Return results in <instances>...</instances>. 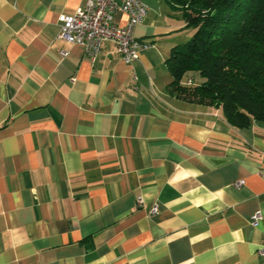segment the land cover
Segmentation results:
<instances>
[{"label": "crops", "instance_id": "1", "mask_svg": "<svg viewBox=\"0 0 264 264\" xmlns=\"http://www.w3.org/2000/svg\"><path fill=\"white\" fill-rule=\"evenodd\" d=\"M86 1L0 0V264H264V119L170 94L193 29L166 0L132 62L58 37Z\"/></svg>", "mask_w": 264, "mask_h": 264}, {"label": "trees", "instance_id": "2", "mask_svg": "<svg viewBox=\"0 0 264 264\" xmlns=\"http://www.w3.org/2000/svg\"><path fill=\"white\" fill-rule=\"evenodd\" d=\"M166 1L193 29L167 57L170 94L219 108L235 126L264 119V0ZM192 73L199 80L185 83Z\"/></svg>", "mask_w": 264, "mask_h": 264}, {"label": "built area", "instance_id": "3", "mask_svg": "<svg viewBox=\"0 0 264 264\" xmlns=\"http://www.w3.org/2000/svg\"><path fill=\"white\" fill-rule=\"evenodd\" d=\"M149 9L144 0H87L74 12L59 14L58 37L81 45L92 59L102 50L104 42L112 41L123 60L132 62L151 45L149 41L135 34V27L144 21ZM118 11H124L128 15L125 25L117 23ZM61 52L63 55L69 53L67 50ZM193 80L185 78L184 82L192 84ZM244 182V179H240L235 185L240 186ZM139 202L143 203L142 197H139ZM156 211L157 205H154L151 212ZM261 217L262 211L258 209L252 214L253 224L257 225ZM260 251L264 252V248Z\"/></svg>", "mask_w": 264, "mask_h": 264}, {"label": "rangeland", "instance_id": "4", "mask_svg": "<svg viewBox=\"0 0 264 264\" xmlns=\"http://www.w3.org/2000/svg\"><path fill=\"white\" fill-rule=\"evenodd\" d=\"M191 36V33L188 37ZM187 37V38H188ZM191 77L194 78V80L198 81L199 80V76L196 75L195 73H192L191 74ZM182 104L185 105V107H188V108H192L193 106H195V109L198 110V109H204V110H210L212 109L213 107L211 105H208V104H200V103H197V102H193L192 101H187V100H182Z\"/></svg>", "mask_w": 264, "mask_h": 264}]
</instances>
